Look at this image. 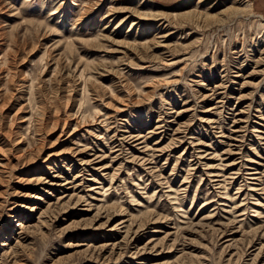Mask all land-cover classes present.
Instances as JSON below:
<instances>
[{
  "label": "rangeland",
  "instance_id": "1",
  "mask_svg": "<svg viewBox=\"0 0 264 264\" xmlns=\"http://www.w3.org/2000/svg\"><path fill=\"white\" fill-rule=\"evenodd\" d=\"M138 2L0 0V264H264V0Z\"/></svg>",
  "mask_w": 264,
  "mask_h": 264
},
{
  "label": "bare ground",
  "instance_id": "2",
  "mask_svg": "<svg viewBox=\"0 0 264 264\" xmlns=\"http://www.w3.org/2000/svg\"><path fill=\"white\" fill-rule=\"evenodd\" d=\"M100 1V0H99ZM140 2H138V4H137V6H139V5H141V0H139ZM234 1V0H233ZM240 2V1H239ZM243 3V2H242ZM235 4V3H234ZM233 4V5H234ZM239 5V4H238ZM95 6V5H94ZM93 6V7H94ZM91 7V6H90ZM250 7V3H247V4H245L244 6H243V8H242V10L244 11V10H248V8ZM211 8H213V5H210V6H208V8H206L207 9V11H208V9H211ZM232 8H233V6H232ZM231 8V9H232ZM93 9H95V8H93ZM112 9H114V8H112ZM112 9H110V10H112ZM116 9V8H115ZM122 9V8H121ZM125 9V8H124ZM110 10H109V13H110ZM118 10V9H117ZM112 11H114V12H116V10H112ZM126 11V10H125ZM138 11V10H137ZM196 11V10H195ZM56 12V11H55ZM55 12H53V14L55 13ZM132 11H130V13H131ZM134 12H136V11H134ZM158 12V11H157ZM184 12H186V11H184ZM224 12V11H223ZM238 12V11H237ZM108 13V14H109ZM137 13V12H136ZM145 13V12H144ZM163 13V12H162ZM226 13V12H225ZM86 14H88V13H86ZM107 14V13H106ZM112 14V13H111ZM118 14V13H117ZM120 14V13H119ZM182 17H189V16H191L192 15V13H185V14H181V13H179ZM205 14V13H204ZM136 16H138L140 19H143V20H146L147 22H150V24H151V22H153V21H155V20H159V19H161L160 18V16H158L159 14H157V13H150V14H135ZM176 15V14H175ZM82 16V15H81ZM105 16H107V15H105ZM111 16H113V15H111ZM135 16V17H136ZM177 16V15H176ZM214 16L215 15H209V14H206V15H202V14H197L196 13V15H195V18H196V20L197 21H199L198 19L200 18V20H205V19H208V18H214ZM84 17V16H83ZM86 17V16H85ZM127 17V16H126ZM105 18V17H104ZM108 18H109V16H108ZM116 18V17H115ZM163 18V17H162ZM164 19V18H163ZM165 19H166V17H165ZM169 19V18H168ZM125 20V19H124ZM192 20H193V18H192ZM134 21V20H133ZM196 21V22H197ZM76 22V21H75ZM78 22V21H77ZM120 22V21H119ZM160 22H162V20L160 21ZM136 22H134L133 23V25L135 24ZM139 23V22H138ZM165 24V23H164ZM170 24V23H169ZM173 24V23H172ZM171 24V25H172ZM119 25L120 24H116L115 26H114V29H118V27H119ZM159 25H160V23H159ZM171 30V29H170ZM167 31V30H166ZM160 32H163V31H160ZM163 33H165V32H163ZM171 33V32H170ZM137 34V33H136ZM101 36V35H100ZM139 36V35H138ZM169 36V35H168ZM137 36L135 35V37L134 38H136ZM166 35L164 34V35H162V36H160V39L159 40H153V42L151 41V45H150V47L148 46V44H146L145 45V43H144V45L143 44H140V46L143 48H156V47H163L164 49L163 50H165V47H167L165 44L166 43H164L163 44V42H164V39H166ZM97 38V37H96ZM104 38V37H103ZM131 39H133V38H131ZM155 39V38H154ZM122 41V40H121ZM114 42V41H113ZM120 46H122V47H125V48H128V49H135V47L137 46V44L135 45V40L132 42H117ZM137 43V42H136ZM138 43H140L139 41H138ZM170 48V47H169ZM157 49V48H156ZM162 49V48H161ZM161 49H160V51H161ZM124 51H126V50H124ZM130 51V50H129ZM137 51V50H136ZM116 52V51H115ZM134 52V51H133ZM163 52V51H162ZM165 52V51H164ZM136 53V52H135ZM140 53V52H139ZM138 53V55L137 56H139L140 54ZM123 54V53H122ZM156 54L158 55V53L156 52ZM152 55V54H151ZM153 55H154V53H153ZM160 55V54H159ZM159 55L157 56V57H159ZM162 55V54H161ZM167 55V54H166ZM145 56V55H144ZM147 56V55H146ZM140 57L142 58L143 56H141L140 55ZM156 57V56H155ZM160 57H162V56H160ZM140 58V59H141ZM125 59V58H124ZM139 59V58H138ZM119 61V60H118ZM70 62V61H69ZM128 64V63H127ZM127 66H129V65H127ZM130 67V66H129ZM81 71V70H80ZM70 73V72H69ZM81 74V73H80ZM83 74V73H82ZM85 74V73H84ZM79 75V74H78ZM83 76V75H82ZM81 76V77H82ZM78 77V76H77ZM84 78V77H83ZM90 78V77H89ZM82 79V78H81ZM85 79V78H84ZM87 79V78H86ZM84 84V83H83ZM82 86H84V85H82ZM85 87H86V85H85ZM0 108H1V106H0ZM68 136V135H67ZM127 137V136H126ZM130 136H128L127 138H129ZM132 137V136H131ZM134 137V136H133ZM68 138V137H67ZM126 138V139H127ZM138 139V138H137ZM175 140V139H174ZM41 142V141H40ZM42 143V142H41ZM138 143H145V140H142V141H140V142H138ZM137 143V144H138ZM177 143V142H176ZM30 146V145H29ZM145 146H146V144H145ZM147 147V146H146ZM155 149H157V148H155ZM117 150H119V149H117ZM159 150V149H158ZM10 151V150H9ZM160 151V150H159ZM21 154V153H20ZM78 154V153H77ZM21 156V155H20ZM16 159V158H15ZM5 161V160H4ZM50 161H51V159H50ZM88 161H86V162H84L83 164H86ZM10 163H11V160H9V159H6V161L5 162H3V161H1V159H0V174H2V173H4V172H6V171H8V167H10L9 165H10ZM90 163V162H89ZM245 164H247V163H241V165L239 166V168H238V170H241V169H245ZM249 166H251V165H249ZM243 167V168H242ZM250 169V168H249ZM8 173V172H7ZM236 173V172H235ZM226 178V177H225ZM223 182V181H222ZM225 182H226V179H225ZM224 183V182H223ZM227 184V183H226ZM224 188V187H223ZM170 191L169 192H174L175 190H172V189H169ZM250 190H253L252 188L250 189ZM226 193V192H225ZM224 193V194H225ZM175 195H177L178 193H177V191L174 193ZM226 195V194H225ZM176 197V196H175ZM180 197V196H179ZM233 199V198H232ZM181 201V200H180ZM223 205V204H222ZM247 207H245V209H246ZM236 209V206L234 207V208H231L230 207V210H228L229 212H228V214L229 213H232V217L233 216H235V215H233V213L235 212L234 210ZM245 211V210H244ZM255 211V210H254ZM258 214H259V212H258ZM243 215V214H242ZM244 216V215H243ZM261 216H262V214H261ZM231 217V218H232ZM239 217H240V213H239ZM263 217V216H262ZM236 218V217H235ZM235 218L233 219L234 221H237V220H235ZM228 219V218H227ZM237 219V218H236ZM231 220V219H230ZM229 220V221H230ZM232 220V221H233ZM133 224V223H132ZM19 225H20V228H26L22 223H19ZM138 226H140V223H139V225ZM143 227V223L141 224V226L138 228V229H141ZM136 228V229H137ZM129 234V233H128ZM126 235V234H125ZM125 238V237H124ZM129 238V237H128ZM4 256V255H3ZM1 260H3L2 258L0 259V263H1ZM5 262V261H4Z\"/></svg>",
  "mask_w": 264,
  "mask_h": 264
}]
</instances>
